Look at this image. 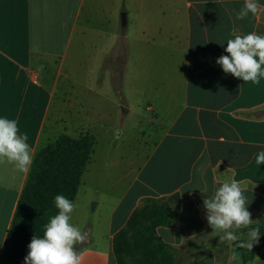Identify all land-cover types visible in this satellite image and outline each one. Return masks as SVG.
<instances>
[{"label": "crops", "instance_id": "obj_1", "mask_svg": "<svg viewBox=\"0 0 264 264\" xmlns=\"http://www.w3.org/2000/svg\"><path fill=\"white\" fill-rule=\"evenodd\" d=\"M244 2L0 0V115L15 119L28 135L33 159L63 134L98 139V128L115 115L111 130L132 111L150 123L143 155L134 152L122 161L116 148L94 145L71 218L88 234L73 246L81 264H116L114 235L141 200L175 193L176 224L157 228L164 241L182 252L214 242L187 264H243L233 241L219 238L208 224L203 199L234 179L247 197L252 224L264 214V165L255 163L264 149V116L255 115L264 109V80L246 83L216 64L227 54V39L264 35V0H256L255 15L237 20ZM124 28L126 51L119 48ZM121 52L126 68L118 94L115 70L106 62L119 61ZM29 171L0 163V264H24L4 259L3 250ZM247 232L236 230L246 242ZM249 264H264V247Z\"/></svg>", "mask_w": 264, "mask_h": 264}, {"label": "trees", "instance_id": "obj_2", "mask_svg": "<svg viewBox=\"0 0 264 264\" xmlns=\"http://www.w3.org/2000/svg\"><path fill=\"white\" fill-rule=\"evenodd\" d=\"M126 33L122 30L119 48L126 51ZM126 68L125 59L122 61V76ZM122 83V80H121ZM116 87H120L116 85ZM121 91V88H119ZM257 116H264V109L255 112ZM96 143L93 134L87 133L78 138L68 134L59 136L54 142L39 149L32 161L27 181L22 191L14 219L8 230L3 258L6 260H24L28 252V244L34 235L42 236L44 225L49 218L58 211L53 204L56 194H63L70 200L75 199L81 177L90 161ZM180 207V196L175 193L171 196L143 198L138 207L133 211L127 223L114 235L113 250L116 264H126L130 255L127 244L126 232L133 219L144 212L150 218L152 233L145 234L137 231L139 238L150 246L147 255L157 259L153 264H187L186 254L191 252V257L198 258L200 251H208L205 245L182 249L166 241L157 233L158 227H170L176 224L173 213ZM261 227L259 241L252 246L239 247L238 244L246 242L244 239L232 242V247L241 257L243 264L254 260L258 252L264 247V214L258 222L250 225ZM248 231L247 228H240Z\"/></svg>", "mask_w": 264, "mask_h": 264}, {"label": "clouds", "instance_id": "obj_3", "mask_svg": "<svg viewBox=\"0 0 264 264\" xmlns=\"http://www.w3.org/2000/svg\"><path fill=\"white\" fill-rule=\"evenodd\" d=\"M257 10L256 0H245L235 14L236 19L243 20L250 13L255 15ZM226 41L224 52L227 54L217 57L216 64L225 74L230 73L246 83L260 84L264 80V35L250 32ZM27 141L28 135L19 131L15 119L0 115V163L6 161L14 164L19 172H27L33 160ZM255 163L264 165V149L255 154ZM53 204L58 211L44 225L43 235H34L30 240L24 264H81L79 251L73 246L85 242L88 234L71 223L76 204L63 194H56ZM247 204L244 190L234 179L225 180L203 199L206 220L215 234L227 241H238L236 230L247 228L248 241L238 246L251 249L261 234V227L250 226L253 219ZM232 259L238 261V256Z\"/></svg>", "mask_w": 264, "mask_h": 264}, {"label": "rangeland", "instance_id": "obj_4", "mask_svg": "<svg viewBox=\"0 0 264 264\" xmlns=\"http://www.w3.org/2000/svg\"><path fill=\"white\" fill-rule=\"evenodd\" d=\"M123 58H124V52H121L119 61L116 62L115 58L112 57L108 59L106 62V66L110 68H114L115 70V77L112 72V78H113L112 85L114 86V91L118 92V94L119 92L120 93L122 92V90L120 91L119 88H121V80H122L121 61H123ZM116 85L120 87H116ZM86 112L87 110H84L82 116L86 117L87 116ZM88 114L89 117L96 116V114L92 113L91 111H89ZM102 115L106 117V115L108 114L104 112ZM105 122H106L105 128H98V139H96V141L99 142L100 146L109 144L110 146L116 148L117 152L121 154L120 160L122 161L127 160L129 158V155L133 154L134 152H136L138 155H143L147 151L148 148L145 146L143 141L145 137V134L143 132L149 130L150 123L146 118L140 115V113H136L135 111L134 112L132 111L129 114H126L125 116H123L122 113L118 122V129L114 128L111 130V128L115 127L116 125L117 122L116 115L114 116V119L107 118ZM122 131L123 134L121 136H118V134ZM107 136H111V139L108 140V142H106ZM139 230L141 232H144L145 234H150L153 231L150 218L144 212L139 213L138 215L135 216V218L133 219L132 223L130 224L126 232L127 244L130 249V255L126 258V264L156 263L157 259L151 258L150 256L147 255L148 250H150V246L139 238V236L137 235V231ZM245 237L248 240V236ZM203 243H205L207 247L210 245L214 247L213 244L214 242L207 241ZM217 243L219 242H216L215 245H217ZM184 245L192 246L190 242L185 243ZM200 252L201 255L207 253L204 250H201ZM192 260H194V257H191L189 260L186 258L185 261L190 262Z\"/></svg>", "mask_w": 264, "mask_h": 264}, {"label": "water", "instance_id": "obj_5", "mask_svg": "<svg viewBox=\"0 0 264 264\" xmlns=\"http://www.w3.org/2000/svg\"><path fill=\"white\" fill-rule=\"evenodd\" d=\"M121 21H122V26H126V22H127L126 12H122V14H121Z\"/></svg>", "mask_w": 264, "mask_h": 264}]
</instances>
